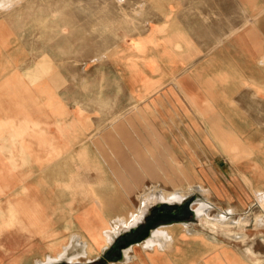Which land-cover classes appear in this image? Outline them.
<instances>
[{"label":"rangeland","instance_id":"rangeland-1","mask_svg":"<svg viewBox=\"0 0 264 264\" xmlns=\"http://www.w3.org/2000/svg\"><path fill=\"white\" fill-rule=\"evenodd\" d=\"M259 195L264 0H0V264H264Z\"/></svg>","mask_w":264,"mask_h":264},{"label":"crops","instance_id":"crops-1","mask_svg":"<svg viewBox=\"0 0 264 264\" xmlns=\"http://www.w3.org/2000/svg\"><path fill=\"white\" fill-rule=\"evenodd\" d=\"M73 176H75V173H74ZM117 181L119 183H121V181H123V180L117 179ZM67 183L62 188L64 189L66 187L65 188V189H67L66 192L69 194L67 196V198L69 196H73V199L72 200L69 199L67 202L70 201V203H69V205L71 206L70 209L79 212L78 219L81 222L83 221V223L85 225V220L84 219H86L88 217V215L90 214L89 212H94V211H92V209L94 210V208H92L93 206L90 207V202L91 201L88 202V200L84 199L85 190L81 191L82 194H80V196L82 198L80 197L81 199H77L76 181H75L74 184H72L70 182L68 184ZM85 187H86V185L84 183H82V188H85ZM99 187H101V185L100 186H96V187H92V188H93V195L95 194L99 198V200H101L100 202H97L98 204H100V209L98 210V208H96L97 214H95L94 217H92V218L89 217L90 219H94L95 218L96 222H106L112 216L117 215V212L121 213V211L124 210V205H121V204H123V203H131L132 202V200H130V199L126 200V201H125V199L124 200L109 199L107 195H105L104 198L101 195L99 197V191H100ZM123 188H124V184H123ZM60 209H61V207L59 208V210ZM66 209H67V207H66ZM68 210H69V208H68ZM92 214H94V213H92ZM166 221L167 220H164L162 222H166ZM93 222L94 221L92 220L90 224L93 225L94 224ZM157 222H159V221H157Z\"/></svg>","mask_w":264,"mask_h":264},{"label":"bare ground","instance_id":"bare-ground-1","mask_svg":"<svg viewBox=\"0 0 264 264\" xmlns=\"http://www.w3.org/2000/svg\"><path fill=\"white\" fill-rule=\"evenodd\" d=\"M160 195H162V194H160ZM152 197V196H151ZM154 197V196H153ZM259 197H260V200H264V195H259ZM257 198V197H256ZM173 199H179V200H181L182 199V194H174V195H172L171 197H170V200L172 201ZM169 200V199H168ZM259 200V199H258ZM208 205H210V204H206V203H201L200 204V207L197 209V213H198V215H200V216H206V217H208V215H207V211H205L206 210V206H208ZM211 206V205H210ZM209 206V207H210ZM196 209V208H195ZM196 211V210H195ZM221 216V215H220ZM226 216V215H225ZM218 222L219 221H221V220H217ZM222 222V221H221ZM110 232V231H109ZM104 234V240L106 241V243L107 242H109L110 241V239H111V233H108V232H105V233H103ZM115 234V233H114ZM155 234H157V235H159V237L161 236V237H163L165 240H170V236H169V234L166 232V231H156L155 232ZM114 237V236H113ZM156 237V236H155ZM158 242H160L161 243V241L159 240V239H155V240H150V241H147V243L144 245L145 247H152L153 245H156V244H160V243H158ZM104 251V250H103ZM68 253V252H67ZM68 257V256H67ZM61 258H64V257H61ZM67 260V259H66Z\"/></svg>","mask_w":264,"mask_h":264},{"label":"flooded vegetation","instance_id":"flooded-vegetation-1","mask_svg":"<svg viewBox=\"0 0 264 264\" xmlns=\"http://www.w3.org/2000/svg\"><path fill=\"white\" fill-rule=\"evenodd\" d=\"M190 210H189V207L188 205H186L185 209H183L182 213H176V214H161V215H158L155 219H150L149 222L146 224V226L144 227V229L141 231V232H137L139 233L138 237L133 240H139L141 238H143V234L148 231H150L151 228H154L157 224V221H164V220H184V219H188L189 216H190ZM132 240V241H133ZM129 241V240H128ZM124 245H126V241L124 242Z\"/></svg>","mask_w":264,"mask_h":264},{"label":"water","instance_id":"water-1","mask_svg":"<svg viewBox=\"0 0 264 264\" xmlns=\"http://www.w3.org/2000/svg\"><path fill=\"white\" fill-rule=\"evenodd\" d=\"M187 205H189V203L187 204ZM154 228H151L150 229V231L151 230H153ZM149 231V232H150ZM146 235H148V231H146L144 234H143V238L146 236ZM142 239V238H141ZM141 239H139V240H133V241H128V240H126V246H132V245H134V244H137V243H139L140 241H141Z\"/></svg>","mask_w":264,"mask_h":264}]
</instances>
